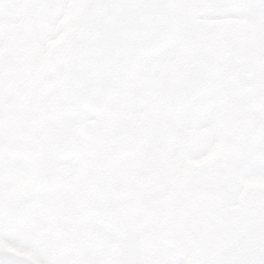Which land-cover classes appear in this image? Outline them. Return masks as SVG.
Returning a JSON list of instances; mask_svg holds the SVG:
<instances>
[{"label":"snow or ice","instance_id":"obj_1","mask_svg":"<svg viewBox=\"0 0 264 264\" xmlns=\"http://www.w3.org/2000/svg\"><path fill=\"white\" fill-rule=\"evenodd\" d=\"M0 264H264V0H0Z\"/></svg>","mask_w":264,"mask_h":264}]
</instances>
